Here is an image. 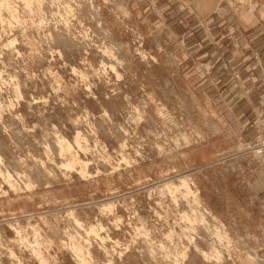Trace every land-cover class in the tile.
Segmentation results:
<instances>
[{"label":"rangeland","instance_id":"rangeland-1","mask_svg":"<svg viewBox=\"0 0 264 264\" xmlns=\"http://www.w3.org/2000/svg\"><path fill=\"white\" fill-rule=\"evenodd\" d=\"M162 1L0 0V264H264V210L204 191L251 155L241 58Z\"/></svg>","mask_w":264,"mask_h":264},{"label":"crops","instance_id":"crops-1","mask_svg":"<svg viewBox=\"0 0 264 264\" xmlns=\"http://www.w3.org/2000/svg\"><path fill=\"white\" fill-rule=\"evenodd\" d=\"M162 6V11L166 10L165 17L184 10L195 21L203 20L208 26L215 24L219 28L224 26L223 33L214 35V38L234 44L232 54L233 57L241 58L242 75L246 81L240 84L239 91H244L240 99L223 101L231 108L232 115L239 119V135L246 140L252 139L253 128L250 121L253 118V108L255 109L258 98L264 92V84L249 81V78L254 74L260 77L261 71H264V0H163ZM174 23V20H171L168 24ZM255 64L259 67L249 69ZM227 89H230V86H227ZM213 156L217 161L208 165V170L218 173V177L224 182L218 187L211 184L210 190H204L206 194L220 198L225 193V188L236 187L249 193L254 202L264 210V159L254 158L244 152L237 156L240 160L243 159V164H240L237 161L231 162L227 154ZM203 169L206 168L195 169L192 173L201 174ZM201 191L204 192L203 189ZM223 202V198L218 200V203ZM206 206L221 217L211 205Z\"/></svg>","mask_w":264,"mask_h":264},{"label":"built area","instance_id":"built-area-1","mask_svg":"<svg viewBox=\"0 0 264 264\" xmlns=\"http://www.w3.org/2000/svg\"><path fill=\"white\" fill-rule=\"evenodd\" d=\"M256 107L257 110L252 119L253 143L249 147V151L253 157L264 159V98L260 101V106Z\"/></svg>","mask_w":264,"mask_h":264},{"label":"bare ground","instance_id":"bare-ground-1","mask_svg":"<svg viewBox=\"0 0 264 264\" xmlns=\"http://www.w3.org/2000/svg\"><path fill=\"white\" fill-rule=\"evenodd\" d=\"M6 176H7V175H6ZM180 180H181L182 187L185 189V193L190 195V193H192V191H191V189L189 188L188 184L186 183L185 179H184L183 177H181ZM170 186H171V185H170L169 183H167V182H166V183H163V185H162V187H163V188H166V189H167V188L169 189ZM191 195H192V194H191ZM194 196H195V195H194ZM193 203H194V202H193ZM196 203H197V202H196ZM195 205H196V204H195ZM196 208H197V207H196ZM193 210H194V209H193ZM198 211H199V210H198ZM203 212H204V211H203ZM203 212H201V213L198 212V213H197V214H200V215H201V218H200L201 221H204L203 219L205 218V215H206V214H205L206 212H205V213H203ZM193 213H194V212H193ZM192 216H193V215H192ZM194 216H195V214H194ZM194 216H193V217H194ZM195 217H196V216H195ZM197 217H198V216H197ZM197 217H196V218H197ZM197 219H198V218H197ZM90 228H91V227H90ZM92 228H93V227H92ZM91 232H92V231H91ZM216 234H217L218 236H220L221 238L224 237V235H222L223 233L220 232V231H219V232L217 231ZM225 234H226V233H225ZM222 236H223V237H222ZM73 249H74V248H73ZM75 251H76V250H75ZM215 252H217V250H216ZM78 255H79V254H78ZM80 256H81V255H80ZM83 260H84V259H83ZM83 260H82L81 262H83ZM84 263H85V262H84ZM84 263H82V264H84Z\"/></svg>","mask_w":264,"mask_h":264}]
</instances>
